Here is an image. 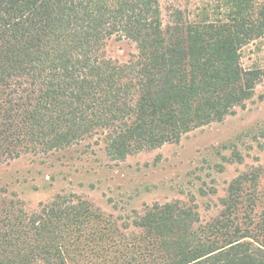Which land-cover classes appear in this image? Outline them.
<instances>
[{"label":"trees","instance_id":"obj_1","mask_svg":"<svg viewBox=\"0 0 264 264\" xmlns=\"http://www.w3.org/2000/svg\"><path fill=\"white\" fill-rule=\"evenodd\" d=\"M218 1L222 16L192 21L173 8L163 22L160 0H0V160L97 133L124 159L243 108L264 77L240 61L264 35V0ZM111 37L135 44L126 63L105 55ZM153 208L136 224L156 228L171 211ZM76 209L0 220V264H264V210L200 245L156 232L145 245H108L99 216Z\"/></svg>","mask_w":264,"mask_h":264},{"label":"rangeland","instance_id":"obj_2","mask_svg":"<svg viewBox=\"0 0 264 264\" xmlns=\"http://www.w3.org/2000/svg\"><path fill=\"white\" fill-rule=\"evenodd\" d=\"M160 5L163 22L173 8L192 21L205 11L211 17L223 13L218 0H160ZM104 50L119 63L137 51L132 41L115 37ZM240 55L245 69L264 70V35L244 45ZM102 137L97 133L45 153L3 156L0 220L7 224L16 215L28 220L54 203L76 210L84 205L99 216L95 227L102 228L96 235L103 234L108 245H145L155 232L179 245L186 240V245H200L213 230L245 227L242 221L264 210V77L243 108L183 133L177 141L112 159ZM165 203L170 214L157 219L156 228L136 224L158 216L160 209L153 207ZM140 252L134 248L128 254Z\"/></svg>","mask_w":264,"mask_h":264}]
</instances>
